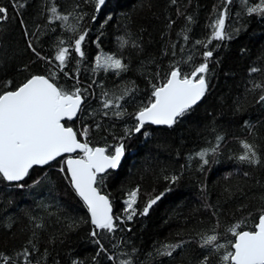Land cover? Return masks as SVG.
Returning <instances> with one entry per match:
<instances>
[{
    "label": "trees",
    "instance_id": "16d2710c",
    "mask_svg": "<svg viewBox=\"0 0 264 264\" xmlns=\"http://www.w3.org/2000/svg\"><path fill=\"white\" fill-rule=\"evenodd\" d=\"M17 3L25 6L14 9L12 0H0V6L8 8V18L0 21V89L11 81L5 90H14L31 75L50 72L56 73L59 86L81 89L84 104L78 117L63 123L93 148L111 146L124 137L125 155L119 167L99 175L96 183L112 204L113 216L122 219L116 221L119 227L114 233L93 237L87 207L71 187L66 170L61 171L64 158H57L31 168L18 183L0 177V253L15 264L28 260L31 264H119L128 259L132 264H201L205 257L207 264H222L225 249L202 248L199 236L215 228L219 243L234 242L226 229L239 224L238 231L252 230L264 210V103L259 102L264 91L253 87L264 85V16L249 15L241 0H231L225 23L230 38L212 40L205 49L196 41L207 42L210 22L224 11L225 0H106L99 12L92 0ZM257 3L247 0V6ZM53 5L60 14L73 15L68 21L54 20L48 11ZM85 29V57L81 60L71 52L60 71L54 60L58 48L69 47ZM118 37L129 43L121 48ZM29 42L47 60L39 59L28 48ZM205 50L213 56L208 60V89L201 102L171 127L145 124L141 132L125 136V129L136 123L134 114L149 102L153 84L162 83L172 65L190 74L204 62ZM100 53L116 54L128 70L119 75L111 69L93 71ZM189 57L191 62L186 63ZM251 68L258 71L252 73ZM126 90L130 91L124 95ZM105 99L113 101L108 109L102 106ZM117 111L125 115L117 117ZM85 127L87 138L80 135ZM217 137H223L218 151L206 157L210 162L201 170L195 154L217 146ZM241 141L255 146L260 163L236 159L243 152ZM172 175L179 180L170 184L164 177ZM137 187L138 211L149 198L171 191L147 215L124 220L127 193ZM96 239L106 252L97 255ZM165 243L181 246L171 256L160 255ZM109 255L116 259L109 260Z\"/></svg>",
    "mask_w": 264,
    "mask_h": 264
},
{
    "label": "snow or ice",
    "instance_id": "6c2138e0",
    "mask_svg": "<svg viewBox=\"0 0 264 264\" xmlns=\"http://www.w3.org/2000/svg\"><path fill=\"white\" fill-rule=\"evenodd\" d=\"M92 2L95 3V8L99 12L106 0H92ZM174 2L175 0H173ZM230 3L231 0H225L224 11L219 12L216 18L210 22L211 35L207 42L198 40L196 41L197 44L203 43L207 49L212 40L222 41L230 38L225 31L227 10ZM241 3L247 8L249 15L264 16V0H259L255 6H247V0H241ZM11 6L15 9L25 5L17 3V0H12ZM48 11L54 20L68 21L69 17L73 15V13L60 14L55 5ZM7 13L8 8L0 6V21L8 18ZM84 15L86 14L79 15L78 19L83 20ZM92 19L95 20L96 16L94 15ZM191 19L188 17L189 21ZM21 24H23V20H21ZM66 27L71 31H76L71 25ZM25 34L27 35V33ZM86 36L87 29L81 32L69 47L61 46L58 48L54 60L58 62L60 71H64L71 58V52L74 51L81 60L85 57L82 45ZM188 38V35L185 34L184 39L187 40ZM117 39L121 48L129 43L124 37ZM60 44L63 45L64 41L61 40ZM28 48L39 59L47 60L46 57L40 56L31 42L28 43ZM212 56V51L205 50L203 52L204 62L194 67L190 74L182 73L178 64L172 65L166 79L159 85L153 84L149 102L134 114L136 123L134 127L125 129V136H130L133 132H141L146 123L171 127L179 118L190 111L208 89V80L205 74L209 71L208 60ZM191 59L189 57L186 63L191 62ZM79 62L77 61V63ZM99 68H103L106 72L110 69L115 70L116 74L119 75L128 70V65L123 63L121 58H117L114 53L100 54L95 58L93 71ZM257 71V68L250 69L252 73ZM55 75L54 72H50L47 76L31 75L14 90H5L11 85V81L4 85V89H0V177L9 182L21 181L29 174V170L34 165H47L49 162L55 161L62 153H73L79 149L83 156L78 159L69 157L65 161L66 171L70 175L69 182L72 188L82 198L90 213L91 224L94 226L91 235L97 237L100 232L114 233L119 227L116 221L122 218L113 216L112 205L108 197L100 194L96 183L99 173H104L107 169H116L120 165L122 157L125 155L124 137H121L118 143L106 147H90L87 139L81 143L77 138V132L71 127H65L62 119L71 120L77 115L84 102L83 93L79 87L67 90L63 86H59L55 81ZM64 75L69 76L70 74L64 72ZM253 87L264 91L262 84L257 83ZM128 91L130 90H126L124 95H127ZM104 95L107 96V93ZM121 99H123L122 96L116 98L117 102ZM259 102L264 103V95H260ZM112 103L111 99H105L102 106L104 109H108ZM115 115L120 117L125 113L117 111ZM80 135L87 138L88 128L85 127ZM144 135L147 136L148 133H144ZM222 139L223 137H217V146L203 149L195 154L202 162L201 170L210 162L206 157L210 153L215 154L218 151L219 142ZM240 143L243 152L236 159L248 164L260 163L255 146L246 141ZM64 170L61 168V171ZM164 178L170 184L179 180L176 175L165 176ZM34 183H38V181ZM169 191H171L170 188L165 189L159 195L149 198L142 211H138L135 207L139 187L129 191L124 201L126 207L124 208L123 219L131 221L136 215H147L152 206ZM239 227L240 225L237 224L226 229L234 237V242L228 241L226 244L219 243L220 236L215 228L211 230V234H201L199 236L200 247L211 248L215 251L225 249L221 258L222 264H264V210L260 212L258 222L255 223L252 230L238 231ZM94 242L99 246L97 255L107 251L99 239ZM180 246V244L165 243L161 245V250L158 251L160 255L171 256L173 251ZM28 255L29 253L25 249L24 256L27 258ZM108 259L115 260L116 257L109 255ZM207 259L205 257L201 264H207ZM0 260H3L4 264H15V261L4 253H0ZM27 264H31V261L28 260ZM73 264H76V261H73ZM119 264H132V261L131 259L120 260Z\"/></svg>",
    "mask_w": 264,
    "mask_h": 264
},
{
    "label": "water",
    "instance_id": "95a60500",
    "mask_svg": "<svg viewBox=\"0 0 264 264\" xmlns=\"http://www.w3.org/2000/svg\"><path fill=\"white\" fill-rule=\"evenodd\" d=\"M203 98V97H202ZM202 98H201V100H202ZM201 100L200 101H198L197 102V104L199 103V102H201ZM196 104V105H197ZM82 105H83V103H82ZM81 105V106H82ZM195 106V105H194ZM193 106V107H194ZM81 110V109H80ZM80 110L77 112V115L75 116V117H73L71 120H69V119H67V118H64V119H62V123L65 121V120H67V121H74L77 117H78V114L80 113ZM64 124V123H63ZM146 124H149V125H155V124H151V123H146ZM65 126V125H64ZM159 126H167V125H159ZM65 127H69V126H65ZM72 128V127H71ZM79 140V139H78ZM80 142L81 143H83V141H81L80 140ZM95 148V147H94ZM81 156H83V153L79 150V149H77L75 152H73V153H62L59 157H57V158H64V160H63V164H64V166H65V170L67 169V165H66V163H65V161L69 158V157H71V158H73V159H78V158H80ZM56 158V159H57ZM51 162H53V161H51ZM51 162H49V163H51ZM45 165H34L33 167H44ZM32 167V168H33ZM119 167V166H118ZM117 169V168H116ZM116 169H112V170H116ZM108 170H111V169H107L105 172H107ZM104 172V173H105ZM66 173H67V171H66ZM100 174H103V173H99L98 175H100ZM67 176H68V178H69V181H70V175L67 173ZM98 177V176H97ZM25 178V177H24ZM6 181V180H5ZM22 181V180H21ZM6 182H9V181H6ZM18 182H20V181H13V182H9V183H18ZM71 185V184H70ZM72 187V186H71ZM74 190V189H73ZM75 191V190H74ZM100 192V191H99ZM76 193V192H75ZM77 194V193H76ZM100 194L101 195H104V196H106L105 194H103V193H101L100 192ZM78 196V195H77ZM79 197V196H78ZM80 198V197H79ZM81 199V201L84 203V201L82 200V198H80ZM84 205L86 206V204L84 203ZM87 207V206H86ZM88 210V209H87ZM112 211H113V207H112ZM89 213V212H88ZM89 215H90V213H89ZM91 218V217H90Z\"/></svg>",
    "mask_w": 264,
    "mask_h": 264
},
{
    "label": "bare ground",
    "instance_id": "6f19581e",
    "mask_svg": "<svg viewBox=\"0 0 264 264\" xmlns=\"http://www.w3.org/2000/svg\"><path fill=\"white\" fill-rule=\"evenodd\" d=\"M83 104H84V102H83ZM83 106V105H82ZM82 106H81V108H82ZM154 126H159V125H154ZM109 171V170H108ZM106 173V172H105ZM105 173H103V174H105ZM100 175H102V174H100ZM99 176V175H98ZM9 183V182H8ZM112 205V204H111ZM113 207V206H112ZM90 216V215H89ZM90 220H91V218H90ZM257 222H258V220H257ZM256 222V223H257ZM244 231H248V230H244Z\"/></svg>",
    "mask_w": 264,
    "mask_h": 264
},
{
    "label": "rangeland",
    "instance_id": "374dc122",
    "mask_svg": "<svg viewBox=\"0 0 264 264\" xmlns=\"http://www.w3.org/2000/svg\"><path fill=\"white\" fill-rule=\"evenodd\" d=\"M100 54H103V53H100Z\"/></svg>",
    "mask_w": 264,
    "mask_h": 264
}]
</instances>
